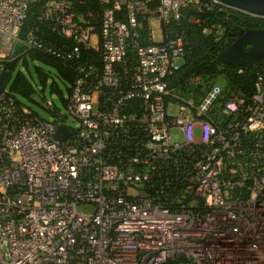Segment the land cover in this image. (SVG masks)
Masks as SVG:
<instances>
[{
    "label": "built area",
    "instance_id": "obj_1",
    "mask_svg": "<svg viewBox=\"0 0 264 264\" xmlns=\"http://www.w3.org/2000/svg\"><path fill=\"white\" fill-rule=\"evenodd\" d=\"M38 1L0 0V42L23 48L0 50V264H264V65L248 96L226 99L222 76L185 98L169 83L184 41L165 32L185 8L262 30L264 14L219 0H96L97 15L49 0L40 20L66 40L54 45L21 35ZM31 51L74 75L66 112L46 100L50 121L2 87L7 64ZM61 126L71 136L59 141Z\"/></svg>",
    "mask_w": 264,
    "mask_h": 264
},
{
    "label": "trees",
    "instance_id": "obj_2",
    "mask_svg": "<svg viewBox=\"0 0 264 264\" xmlns=\"http://www.w3.org/2000/svg\"><path fill=\"white\" fill-rule=\"evenodd\" d=\"M47 1L49 0H41L30 6L28 19L21 35L25 36L32 30H38L42 39L54 45H60L66 40L54 33L50 24L40 20ZM65 1L73 2L81 11L91 10L97 15L102 12L96 0ZM182 15L180 21L165 28L168 36L182 37L186 53L184 66L169 79L170 87L178 89L185 98H192L203 95L208 87L224 76L226 78V99L233 93L250 95L264 65V59L256 67L243 68L240 73L241 68L239 67L222 66L217 56L224 48L239 39L243 32L262 29L261 22L239 13L220 11L217 7L202 11L185 8L182 10ZM214 27L222 29L223 35L217 36L215 33L205 32ZM20 60H23V66L27 69L31 62H38L39 65H34V71L42 90L44 91L48 82L51 81L52 94L62 98L66 104L63 91L50 70L56 71V77L66 85L68 94L74 82V75L62 62L43 52L31 51L8 63L6 66L8 72L4 74L2 81L3 88H8L19 101L23 99L35 102L37 89L28 75L18 69Z\"/></svg>",
    "mask_w": 264,
    "mask_h": 264
},
{
    "label": "water",
    "instance_id": "obj_3",
    "mask_svg": "<svg viewBox=\"0 0 264 264\" xmlns=\"http://www.w3.org/2000/svg\"><path fill=\"white\" fill-rule=\"evenodd\" d=\"M227 5L251 13L264 14V0H219ZM222 66L253 68L264 59V30H248L217 56ZM71 136V132L61 126L56 139L61 141ZM181 264H190L185 257Z\"/></svg>",
    "mask_w": 264,
    "mask_h": 264
},
{
    "label": "rangeland",
    "instance_id": "obj_4",
    "mask_svg": "<svg viewBox=\"0 0 264 264\" xmlns=\"http://www.w3.org/2000/svg\"><path fill=\"white\" fill-rule=\"evenodd\" d=\"M155 37L157 39H160V33H156ZM22 46L14 41H11L9 43L6 44H2L0 42V50L5 52L8 56L9 59H14L15 57H17L18 55H20L22 53ZM23 60H20L18 63V69H20L21 71L25 72L28 77L30 78L32 84L35 86V88L37 89V95L35 97V102H29L23 99H20L21 103L23 105H25L26 107L30 108L32 111H34L40 118L45 119V120H52L53 119V115L50 111L46 110L45 108V102L46 100H50L54 103L55 107L61 111V112H66V106L64 101L62 100V98L58 97L57 95L52 94L51 89H50V85H51V81L48 82L47 87L45 88V90H42V87L39 85L38 79H37V75L35 74V68L34 65H39L38 62L36 63H30L29 64V68L27 69L26 67L23 66ZM52 73V76L55 78V80H57L61 90L63 91V97L64 99H67L69 94L66 88V85L58 80V78L56 77V71L54 70H50ZM219 81V80H218ZM173 114H177L178 111L176 109H173L171 111ZM70 123H76L73 120H70ZM81 211H87V212H92L93 209L83 206L80 208ZM6 251V250H5Z\"/></svg>",
    "mask_w": 264,
    "mask_h": 264
},
{
    "label": "crops",
    "instance_id": "obj_5",
    "mask_svg": "<svg viewBox=\"0 0 264 264\" xmlns=\"http://www.w3.org/2000/svg\"><path fill=\"white\" fill-rule=\"evenodd\" d=\"M156 26H158V25L156 24Z\"/></svg>",
    "mask_w": 264,
    "mask_h": 264
}]
</instances>
